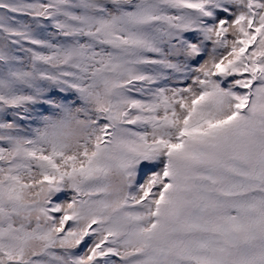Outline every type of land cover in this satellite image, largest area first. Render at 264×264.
I'll use <instances>...</instances> for the list:
<instances>
[{
    "label": "snow or ice",
    "instance_id": "obj_1",
    "mask_svg": "<svg viewBox=\"0 0 264 264\" xmlns=\"http://www.w3.org/2000/svg\"><path fill=\"white\" fill-rule=\"evenodd\" d=\"M0 264H264V0H0Z\"/></svg>",
    "mask_w": 264,
    "mask_h": 264
}]
</instances>
